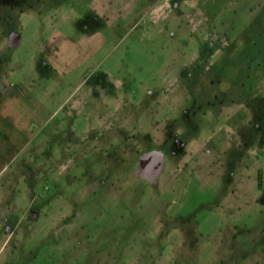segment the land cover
Segmentation results:
<instances>
[{
    "label": "rangeland",
    "instance_id": "1",
    "mask_svg": "<svg viewBox=\"0 0 264 264\" xmlns=\"http://www.w3.org/2000/svg\"><path fill=\"white\" fill-rule=\"evenodd\" d=\"M0 264H264V0H0Z\"/></svg>",
    "mask_w": 264,
    "mask_h": 264
},
{
    "label": "water",
    "instance_id": "2",
    "mask_svg": "<svg viewBox=\"0 0 264 264\" xmlns=\"http://www.w3.org/2000/svg\"><path fill=\"white\" fill-rule=\"evenodd\" d=\"M164 168V157L158 151H150L142 154L135 167V173L139 177L154 183Z\"/></svg>",
    "mask_w": 264,
    "mask_h": 264
},
{
    "label": "flooded vegetation",
    "instance_id": "3",
    "mask_svg": "<svg viewBox=\"0 0 264 264\" xmlns=\"http://www.w3.org/2000/svg\"><path fill=\"white\" fill-rule=\"evenodd\" d=\"M10 43H11V45H17L18 44V39H16L15 37H12L11 39H10ZM159 153H161L162 154V152H160V151H158ZM163 155V154H162ZM163 157H165V156H163ZM164 169V168H163ZM163 172V171H162ZM162 172H161V174L158 176V177H160L161 175H162ZM157 177V178H158Z\"/></svg>",
    "mask_w": 264,
    "mask_h": 264
}]
</instances>
